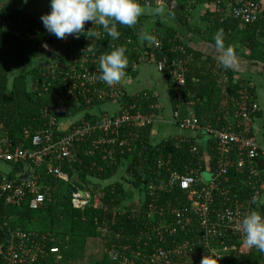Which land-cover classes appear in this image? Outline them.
<instances>
[{
  "label": "trees",
  "instance_id": "trees-1",
  "mask_svg": "<svg viewBox=\"0 0 264 264\" xmlns=\"http://www.w3.org/2000/svg\"><path fill=\"white\" fill-rule=\"evenodd\" d=\"M142 1L139 0L140 3ZM151 1L152 7L147 9L148 11L144 10V14L138 18L135 25L127 27L117 24L118 38L110 37L99 24L98 29L102 30L101 36H97L98 29L96 28L81 34L71 45L70 43L63 44L57 38L47 39V33L43 26L32 15L0 9V126L8 132L10 140L15 142L17 134L24 135L26 131L37 134L44 128L46 121L43 119V110L49 105L53 106L58 98L57 93L66 78L69 53L73 46L77 50L90 47L99 56L124 47L128 59L124 76L136 77L137 72L134 71V67L143 60L145 62L160 61L165 58L170 65L176 63L173 68H177V63L181 61L186 81L181 94L182 101L177 98L174 89L175 80L173 81L174 78L169 73L170 70L165 73L161 72L170 87L173 113L182 102L190 104L198 100L214 99L215 90L219 88L220 90L224 89V94L217 93L219 98L224 101L221 104L224 111H220L221 108L219 109V106L215 105L208 120L198 117L201 125L203 127L211 126L215 129L229 127L231 124L236 125L233 109L237 99L236 95L242 89L240 87L243 80L235 82V72L216 63L215 58L211 55H206L195 49L194 46L184 43L177 30L166 28L168 35L163 37L160 49L154 48L153 43L150 45L148 41L141 40L140 37L145 33L138 31V26L148 18H156L158 26L164 25L162 24L163 13L156 14L153 8L158 6L154 5L155 0ZM163 1L168 10L167 0ZM177 1L181 6H184L185 11L173 12L169 10V15L175 16L185 27L194 26L195 37H198L203 43L216 47L214 36L220 32L223 35L225 48L231 47L234 55L238 56V54L248 51L250 53L247 57L248 60L257 66H264V32L260 27L240 24L227 11V6L219 5L213 0ZM254 1L263 7L259 0ZM200 7H202L201 12L205 13L200 14V18L192 22L193 11L196 12ZM235 34H238L237 38ZM46 41H53L57 44L56 54L50 55L42 49V45ZM140 46L142 49L139 48ZM174 47H182L183 51L175 52ZM144 51L146 58L143 56ZM53 63L59 66L55 75L51 74L52 67H49ZM16 72H18L16 77L10 82L9 75ZM43 77L48 80L45 81ZM252 85L248 86V90L259 102L256 87ZM144 94L146 95L144 96ZM157 101L158 97L149 91L135 95L123 92L119 99V103L125 108L132 106L135 111L139 109L143 114L154 113L153 106ZM102 104L104 103L87 102L85 99H81L79 103L66 105L61 118H76L72 123L81 117L91 120L93 114L100 113L99 108ZM134 110L131 112H135ZM182 113L188 114L185 109H182ZM263 113L264 111L261 109L254 115L256 118L254 136L257 141L255 123L261 118L264 120ZM67 130H61V136ZM150 131V126L112 131L105 139L109 140L116 136L119 141H116L115 144H110L109 141H94V139L97 140L96 138L82 141L75 147L72 158L63 163H56V165L60 164L61 170L72 178L76 187L84 189L83 185L92 182L99 188L98 207L94 208L92 204L85 210L74 209L71 204L72 195L69 188L61 183L66 188V195L62 197L64 198L63 202V199L58 196L59 192L55 182L50 177H46L39 184L43 187L42 193L51 196L52 201L47 202L38 211L28 208L20 210L6 208L0 201V226L13 217L20 223L23 221L29 223L37 219L51 221L54 224L55 219L59 220V218L67 216L80 222H86L92 227L93 235L98 237L100 246L108 252V262L103 261L99 264H121L120 257L113 260V256H122L125 248L127 256L133 260H139L140 256L150 255L161 247H171L176 242L189 241L191 245H195L198 242L196 241L198 234L191 230L179 229L175 236L170 237L165 234V240L162 241L157 238L156 232L163 231L169 225L175 227V215L171 213L175 209L190 210L188 194L180 191L178 187L172 186L171 181L176 175L214 172L216 170V141L213 138L204 151L196 141H186L177 137L155 143L150 141ZM123 140H126V146H120ZM195 147L197 148L196 153L193 152ZM0 164L10 169L0 170V177L23 181L31 175V170H28L26 174L23 163L0 162ZM256 167L264 172V159L257 162ZM35 173L44 174L45 169H39ZM241 175L230 176L232 194L240 197L241 200H247L249 190H244L246 172H244V176ZM125 185L135 192L127 191ZM150 187L155 188V196L150 194ZM151 206L156 209L154 212H151ZM253 208L261 214L264 211L263 207L261 210L256 206ZM189 213L187 212V215ZM19 225L22 226V224ZM2 227L0 246L3 247V245H7L9 236L15 230H11L10 226ZM29 232L43 235L42 231L41 233L40 231ZM47 245L49 248L54 246L52 241H48ZM237 259L232 260L229 264H264V255L261 254L241 256ZM139 262L140 260L137 263ZM40 264H46V261L41 260ZM170 264H184V261L174 256Z\"/></svg>",
  "mask_w": 264,
  "mask_h": 264
},
{
  "label": "built area",
  "instance_id": "built-area-1",
  "mask_svg": "<svg viewBox=\"0 0 264 264\" xmlns=\"http://www.w3.org/2000/svg\"><path fill=\"white\" fill-rule=\"evenodd\" d=\"M215 3L227 6L233 19L240 24L257 25L264 32V8L254 0H213ZM163 5V0H157ZM142 6H151V0H143ZM99 23L86 22L83 34L98 29ZM97 36L102 35L101 28L96 31ZM80 37V36H79ZM76 38L73 35L59 39L63 44H73ZM158 40V39H156ZM154 41V48L160 49L162 42ZM79 50V51H78ZM76 49L74 46L69 53V64L66 67L64 82L57 93L55 104L45 107L43 119L44 128L37 134L26 131L19 141L2 138L0 142V162L7 164L23 163L26 174L31 170L29 178L23 181L0 177V201L4 206L15 210L28 208L38 211L47 202L52 201L51 196L42 193L43 187L39 184L43 178L50 177L63 183L68 188L74 186L72 178L61 170L60 164L73 157V151L78 143L96 138L94 141H109L115 144L118 137L105 139L112 131L122 128H143L153 126L158 121L155 113L143 114L139 109L130 106L120 109L114 114H107L100 110L93 114L91 120L81 117L69 125L67 132L61 136V114L66 105L79 103L85 99L87 102L98 101L102 103L118 102L123 95L119 85L108 86L99 79L100 57L90 47ZM174 51H183L182 47H174ZM164 58L158 62V70L165 69ZM171 64L169 73L175 80L174 89L179 101L185 86L183 64ZM59 66H57L58 68ZM175 69V70H174ZM180 71V72H179ZM56 71L51 70L55 75ZM46 81L47 78L43 77ZM236 95L234 117L236 125L222 129L211 126H202L200 119L192 112L182 113V102L173 113V123L181 130H204L211 134L216 141V170L208 182L202 181L201 174L191 173L184 176H175L171 185L188 194L190 210L175 209L172 211L176 219L175 227L167 226L163 231H157V238L165 240V234L175 236L179 229L191 230L198 234V242L191 245L188 242L174 243L171 247H161L157 251L139 260H133L126 254L114 255L113 260L120 257L121 264H170L172 257L177 256L184 264H201L205 256L213 258V264H229L235 258L253 254L264 255L255 248H249L244 243V234L241 222L244 216L254 210L264 208V172L257 169L256 163L264 159V146L254 136L255 114L261 111L260 104L248 90L246 84H241ZM146 94H144L145 96ZM120 104V103H119ZM180 108V109H179ZM134 110L135 112H131ZM230 122V121H229ZM228 122V124H229ZM126 140L120 146H126ZM197 152V148L193 149ZM45 169L44 174L35 171ZM244 172L246 175L244 176ZM242 174V175H241ZM244 176L245 189L249 190L247 200L232 194L230 176ZM77 192L71 193V204L76 210H85L93 204L92 194L82 188L76 187ZM150 194L155 196V188H149ZM94 206V205H93ZM156 209L151 206V212ZM187 212H190L187 215ZM153 214V213H152ZM264 214V211L262 212ZM196 219V221H195ZM2 226L9 227L7 222ZM0 226V230H2ZM52 239L39 233L28 231H13L8 238L7 245L0 246V264H40L48 256H60L58 247H48ZM234 241V242H230ZM202 245V247H200ZM215 257H219L217 260Z\"/></svg>",
  "mask_w": 264,
  "mask_h": 264
},
{
  "label": "rangeland",
  "instance_id": "rangeland-1",
  "mask_svg": "<svg viewBox=\"0 0 264 264\" xmlns=\"http://www.w3.org/2000/svg\"><path fill=\"white\" fill-rule=\"evenodd\" d=\"M259 1L262 3L264 7V0H259ZM154 5L158 7L160 6L158 5L157 0L154 1ZM210 8H212V6H210ZM165 12L167 13L162 14L164 15L163 21H162V24L164 25L158 26L156 24V21H158L156 18H148L147 20L143 22V27L145 25L144 29H145L146 35L152 38L150 40V44L153 43L156 39H158L159 42L160 41L162 42L163 37L168 35V32H167L168 30L166 28H169V29L171 28V29L177 30L178 34L182 36L181 37L182 39L181 38L180 39L183 40L184 43L190 46H194L196 48L199 38L195 37V32L193 31L195 27L192 25L185 27L184 24L180 23L179 19H177L175 16L169 15V9L168 10L166 9ZM195 13H196L195 11H193L192 13L193 15L192 22L195 20V18L198 19V17H195ZM204 13L205 12L203 13L200 12V14H204ZM178 16H182V15H178ZM153 29H154V32H153L154 35L151 36L150 33ZM237 36L238 34H235L236 38ZM47 37H48L47 39L56 38L54 35L50 34L49 32H47ZM145 53L146 52L144 51L143 53L144 57H146ZM169 66L170 64L168 63V61H165V68H164L165 70L163 71V73H165L167 70H170L168 69ZM49 67L50 68L52 67V70H55V71L57 69L56 63H53L51 66L49 65ZM136 67L138 69V74L134 81V89L137 92H142L144 88H151L152 86H155L156 82L162 76L161 72L157 68V63L140 64L139 66L136 65ZM136 67L134 68L136 69ZM17 73L18 72L12 75H9L10 82H12L13 78L16 77ZM254 74H243V77L249 82L254 83L257 93H258L259 100L261 101V104H262V108H264V77L262 76L256 77ZM29 82H30V79H29ZM217 93L224 94V89L220 90L219 88H217L215 90V97L212 100L206 101L204 99L203 101L198 100L197 102L195 101L190 104L185 103L181 106V108L187 110V112L194 113L197 117H201L203 120H208L212 112V108H214L215 105H218L220 109L221 104L224 103V101H222L219 98V95ZM104 104H107V103H104ZM104 104H102L101 106L104 107ZM108 106H109L108 107L109 109L108 108L107 109L110 110V114H112L113 111H116L119 109V106L114 103H110ZM221 109L220 111H224V109L222 110ZM196 110H198L199 112H197ZM228 114L229 112L227 111V115ZM75 120L76 118L62 119L60 121V128L65 129L70 123H72ZM22 136H23L22 133L17 134L16 141H19L22 138ZM3 137H6L8 140H10L8 132H6L0 126V142L2 141ZM201 178H202V181L208 182L211 179V175L208 171H205L201 173ZM52 180L55 182L58 188L59 198L64 197V195H66L65 186L62 185L56 179H52ZM83 186H85L84 189L85 190L88 189V191L93 196V205H94L93 207L94 208L98 207L99 206V192H98L99 188L95 186V184H93L92 182H90L88 185L85 184ZM126 189L130 193L135 192L132 188L130 189L128 186H126ZM62 199L64 202V198ZM9 210H12V209H9ZM7 224L8 226L12 228V229L10 228L11 230H15V231L20 230V231H28V232L29 231L39 232L40 231V233L42 231L43 235L48 236L52 239L51 241H52V244L54 245L52 247L59 248L60 256L59 258L48 256V258L45 259L46 264H99V263H102L103 261L108 262L109 260L108 252L105 251L104 247L100 246L98 237L93 235L94 232L92 230V227L86 222H80V221H77L76 219H72L67 216V217H61V219L59 218V220L55 219L54 224L51 221L37 220V219H34V221L29 222V223L26 221H23L22 223H20L19 221L17 222V220L13 217L7 222ZM19 224H22V226H20ZM239 258L240 257H238V259Z\"/></svg>",
  "mask_w": 264,
  "mask_h": 264
},
{
  "label": "clouds",
  "instance_id": "clouds-1",
  "mask_svg": "<svg viewBox=\"0 0 264 264\" xmlns=\"http://www.w3.org/2000/svg\"><path fill=\"white\" fill-rule=\"evenodd\" d=\"M25 3L28 0H24ZM51 12L41 17V21L50 34L57 39H65L69 35L79 38L83 34L86 22L102 25L104 31L113 39L118 38L117 24L131 27L144 14V7L139 0H50ZM156 14L162 9H155ZM141 40L150 41L152 38L144 35ZM215 46L223 50L221 64L229 68L234 61L231 47L225 48L223 35L217 32L214 36ZM128 59L126 49L119 47L111 53L100 57L99 79L108 86L119 83L125 75ZM244 243L249 248L264 252V214L251 211L241 222ZM215 257L214 259H218ZM201 264H213V258L205 256Z\"/></svg>",
  "mask_w": 264,
  "mask_h": 264
},
{
  "label": "crops",
  "instance_id": "crops-1",
  "mask_svg": "<svg viewBox=\"0 0 264 264\" xmlns=\"http://www.w3.org/2000/svg\"><path fill=\"white\" fill-rule=\"evenodd\" d=\"M160 6L156 7L155 9L157 8L162 9L163 10L162 13L166 14L167 12H165L166 11L165 4L163 7L162 5ZM143 7L145 11H148L147 9L151 8L152 6H143ZM204 8H206V6H204ZM0 9H5L11 12L12 11L22 12L28 15H32V17H34L43 26V29L46 32V29L41 21V17L51 12L50 0H28L27 3H25L24 0H0ZM155 9L153 8V11ZM201 11H202V7H200L196 11L195 17L200 18ZM144 27H143V24L139 25L138 31L145 33L146 35ZM153 32H154V29L151 31L150 34L154 35ZM148 42L150 44V41ZM139 48L142 49L141 46ZM195 49H198L200 52L206 55H211L213 58H215L216 63L221 64V57L223 55V50L217 49L216 47L208 43L205 44L201 40L198 41ZM249 54L250 53L246 51L244 53L238 54V56L234 55L235 56L234 61L232 65L229 67L233 72H235V75H234L235 82L236 81L239 82L240 80H243V82L241 83L246 84L247 86H251L253 82L251 83L248 80H246L243 77V74H254L255 73L254 75L256 77L258 76L264 77V66L263 65L257 66L256 64H254V62L248 60L247 57L249 56ZM162 61L163 60H160V61L153 60V61L145 62V60H143L141 61L140 64H147V63L152 62V63H157L158 65V62H162ZM134 71H136L138 74L137 67L136 69L134 68ZM136 77L128 76V75L123 76L121 81L116 84L119 85L120 89L124 93H127L128 95L142 94V92L149 91L154 96L158 97V101L156 105L153 106V110H154V113L158 115L159 120L156 121L153 126H150L151 127V131L149 135L150 141H154L155 143H160L161 141H164V140L166 141L169 138L177 137V138H180L186 141H196L197 143H199L198 146H202L205 151V148H207L210 142L213 141V136L211 134L207 133L204 130H195V131L181 130L173 123V109H172V104H171V99H170V87L167 81H165V79L161 76L160 79L156 82L155 86H152L151 88H144L142 92H137L134 89V81ZM252 86L255 87V85H252ZM109 104L110 103L104 104V107L100 106V110H102V112H106L107 114H110V110H108ZM114 104H117L120 109V104L118 102H114ZM259 104H260L262 111H264V108H262V104L260 100H259ZM116 111H113V114ZM262 117H264V113ZM68 126L65 129H61V128L60 129L62 131H66L69 128ZM255 126L257 128L256 135L258 138V142L262 146H264V120L262 118L259 119L258 121H256ZM7 169H8L7 166H3L2 164H0V170L7 171Z\"/></svg>",
  "mask_w": 264,
  "mask_h": 264
},
{
  "label": "water",
  "instance_id": "water-1",
  "mask_svg": "<svg viewBox=\"0 0 264 264\" xmlns=\"http://www.w3.org/2000/svg\"><path fill=\"white\" fill-rule=\"evenodd\" d=\"M167 7L169 8V10L173 11V12H184L185 8L184 6H181L180 3L177 0H167L166 2ZM42 49L47 52L50 55H54L57 53V44L53 41H46L43 45H42ZM69 191L71 193H76L77 192V188L74 186H70L69 187Z\"/></svg>",
  "mask_w": 264,
  "mask_h": 264
}]
</instances>
